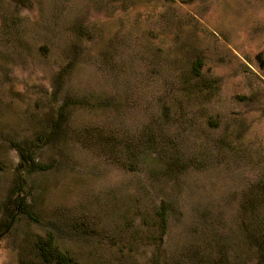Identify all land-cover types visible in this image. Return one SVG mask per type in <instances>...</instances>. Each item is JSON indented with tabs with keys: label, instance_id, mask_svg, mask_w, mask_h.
Returning <instances> with one entry per match:
<instances>
[{
	"label": "rangeland",
	"instance_id": "1",
	"mask_svg": "<svg viewBox=\"0 0 264 264\" xmlns=\"http://www.w3.org/2000/svg\"><path fill=\"white\" fill-rule=\"evenodd\" d=\"M48 238L264 264V0H0V264Z\"/></svg>",
	"mask_w": 264,
	"mask_h": 264
},
{
	"label": "trees",
	"instance_id": "2",
	"mask_svg": "<svg viewBox=\"0 0 264 264\" xmlns=\"http://www.w3.org/2000/svg\"><path fill=\"white\" fill-rule=\"evenodd\" d=\"M200 64L201 62L195 64V67L198 70V72L200 71L199 69ZM21 151H22L21 165L26 162V163H32L33 165L40 166L39 163L35 162L34 158L31 155L32 149H29V151H26V150L24 151V149H21ZM15 206H17L15 209L20 208L18 203H16ZM13 212L15 215H17L16 210H13ZM39 249L42 254V257L44 258L46 262L55 263V264H76L74 263V260L70 255H68L67 253L61 250H58L54 246L52 238L46 239L41 245L39 244Z\"/></svg>",
	"mask_w": 264,
	"mask_h": 264
}]
</instances>
